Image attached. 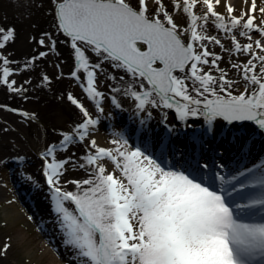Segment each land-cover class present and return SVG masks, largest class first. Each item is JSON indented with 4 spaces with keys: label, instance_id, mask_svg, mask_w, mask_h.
I'll return each mask as SVG.
<instances>
[{
    "label": "snow or ice",
    "instance_id": "obj_1",
    "mask_svg": "<svg viewBox=\"0 0 264 264\" xmlns=\"http://www.w3.org/2000/svg\"><path fill=\"white\" fill-rule=\"evenodd\" d=\"M201 2L207 9L203 16L195 12ZM54 3L58 30L70 39L73 49V78L79 81L78 73L85 74L81 87L100 112L103 93L97 90L96 76L108 62L131 77L123 94L134 99L140 111L160 106L174 110L182 121L203 115L210 125L222 118L229 123L249 121L264 130V54L257 53V49L264 53V43L257 39L242 45L231 35L233 48L228 50L251 56L244 64H232L245 82L244 91L233 95L238 81L228 79L218 64L221 57L209 51L204 42H214L222 49L224 45L216 36L207 35L203 27L210 14L217 29L226 34L240 28L239 35L250 41L252 31L264 37V6L259 8V25L252 15L257 12L256 0H251L248 12L239 16L231 15L235 10L227 6L228 22L216 11L220 0H174L172 11L180 10L189 18L184 28L174 22L164 0ZM13 39L14 30L0 28V49ZM39 42L44 44L43 39ZM51 47L55 48V41ZM86 50L98 60L91 62ZM10 63L0 55V83L12 88L15 81L8 79L13 74ZM69 99L85 119L71 133H62L59 145L48 147L44 158L50 162L45 164L44 175L65 243L77 250L81 264H253L257 259L264 264V192L250 204L235 206H260L262 218L258 222H243L228 203L236 190L233 182H239L241 189L249 187L240 179L246 177L244 171L229 180L217 173L209 182L183 171L166 170L126 139H113L114 147L107 148L91 139L89 151L82 157L84 163L79 165L87 169L88 178L69 181L75 190H66L60 180L71 158L57 160L56 152L85 141L90 128L98 124L82 104L71 95ZM113 103L119 107L115 97ZM22 115L31 118L27 113ZM105 160L112 165L111 171ZM216 179L219 189L213 186ZM228 184L231 189L223 187ZM255 185L264 188V174L257 177Z\"/></svg>",
    "mask_w": 264,
    "mask_h": 264
},
{
    "label": "rangeland",
    "instance_id": "obj_2",
    "mask_svg": "<svg viewBox=\"0 0 264 264\" xmlns=\"http://www.w3.org/2000/svg\"><path fill=\"white\" fill-rule=\"evenodd\" d=\"M131 2L134 4L135 0ZM164 3L170 11L171 4L167 0ZM53 13L54 5L49 4L48 0H0V28L14 30V39L6 42L5 47L0 49V55L12 62L8 67L13 74L8 79L9 82L15 81L12 88L0 83V264H81L82 260L77 250L65 243L66 237L57 213L52 212L54 219L47 228L28 205L30 197L37 198L38 193L46 194L42 200L43 210L52 211L51 190L42 176V170L46 171L45 164L50 162V158L46 161L44 153L49 146L61 143L62 133H71L85 119L69 95L82 104L90 115L95 116L98 111L94 109L95 102L81 87L85 74L82 71L78 73L79 81L73 78L75 60L70 39L58 30ZM174 22L180 28L186 24L184 19L181 23L176 19ZM208 23H211L209 32L221 33L214 21ZM42 39L43 45L39 42ZM52 41H55V48L51 47ZM240 43L246 44L248 41L244 39ZM232 48L233 43H227L224 49L216 44L208 49L221 57L218 64L228 73V79L239 82L232 88V94L239 95L244 91L245 82L232 64H244L251 56L247 52L228 50ZM257 53L264 54L258 49ZM86 55L91 62L98 60L90 50H86ZM204 67L207 71L208 67ZM102 68V72H97L96 87L103 93L100 103L104 112H111V107L116 105L113 97L119 107L144 115L162 118L169 110L160 106L138 110L136 101L123 94L131 77L108 62ZM213 74L219 76L220 73L213 69ZM113 76L117 79H111ZM121 76L124 77L123 81L119 79ZM113 88L121 91L115 92ZM22 113H27L31 118H26ZM169 115V119L173 120L175 115ZM90 140L88 137L83 142L76 141L66 151L56 152L57 160L71 158L60 180L68 191L75 190V185L69 181L88 178L87 169L79 165L84 163L82 157L89 151ZM13 158L20 159V164H16V160L10 163ZM19 180L23 183L20 184ZM25 199L27 203L23 201ZM66 206L74 207L71 204Z\"/></svg>",
    "mask_w": 264,
    "mask_h": 264
},
{
    "label": "bare ground",
    "instance_id": "obj_3",
    "mask_svg": "<svg viewBox=\"0 0 264 264\" xmlns=\"http://www.w3.org/2000/svg\"><path fill=\"white\" fill-rule=\"evenodd\" d=\"M50 1L48 0V3L54 5V13H55V6L56 5L54 3V0H52V3ZM167 1L171 5L174 2V0H167ZM213 2L215 3V0H213ZM256 4H257V12L252 14V15L256 16L255 23L257 25H259L260 24V18H261V14L259 13V8L264 6V0H256ZM227 6H231L235 10L231 15L239 16L242 12H248V10L250 9V6H251V0H248L247 3H245V0H220L219 5H216V11L219 14L225 16V22H228V19H229V14L227 13V10H226ZM170 11L172 12L173 17H174V19H176L177 22L181 23L180 21L182 19H184V22L186 23L184 27L187 26V24L189 23V18L187 17V14L182 13V11H180V10L172 11V7H171ZM195 12L197 15H200V16L205 15L207 13L206 6H204L202 2L198 3L197 7L195 9ZM245 19H247V16L245 17ZM208 21H215V18L211 17V15L209 14ZM242 23H243V21H242ZM208 26H211L208 22H207V24L203 25L204 31L206 32V34L209 36H216L217 38H219L221 40V43L223 45L227 44V42L232 43L231 35H236V37H238V35H239L236 30H234L230 34L224 33L223 30L221 31V33H210V32H208V30H209ZM251 34L255 35L256 37L254 39H252L251 41L248 40L249 43L254 42L257 39H260L261 42L264 43V37H261L259 35V33H257L256 31H252ZM204 43L208 46V48L212 44H215L214 42L209 43L207 41H205ZM32 47H33V45H32ZM242 88H243V86H242ZM94 109H97V108H94ZM116 110H119V107H116ZM97 113L98 114H96L95 116L91 115L94 119L98 120V124L95 127L90 128L89 138L95 139L99 146L106 147V148L107 147H114V145L111 143V141L113 139L123 138V139L127 140L126 137H127V131L128 130L125 127V125H129L135 132H137V140H134L135 146L139 147L142 151L145 152V154L150 155L156 161L158 159V162L161 163L162 165L164 164L165 166L170 167V168H171V161L172 160H174L175 162H176V160L179 161V159H177L178 157L176 154L178 152L180 154H182L180 151L182 149V144L185 145L186 147H188V149H190L192 146H196V145L201 143V138H203V137H199L200 135L204 136L206 139L211 140V143L219 144V142H221V140L219 139L220 138L219 135H214L211 131H209V130L218 131V133H219V132H221V130H215V128H217V127L210 126V125L207 126L208 128H206L204 126L198 127L196 132H193L190 127L189 128L188 127H185V128L180 127L179 130L170 129V130H167L168 138L164 139V138H162L163 135L158 134L155 130L154 131H150V130L149 131H145V130L142 131L141 130V127L145 125V122H144V119L142 116L139 117L137 115L131 116V115L126 114L125 116H122L121 119L118 118L119 119L118 120V119H116L117 117L113 113V110H112V112H109V113L100 112L98 110ZM127 116H128V120H129L128 122L126 119ZM104 119H108V120L104 121ZM131 121H136L137 125ZM102 123H106V129L101 126ZM209 127H212L214 129H211ZM150 128L153 129V127H150ZM220 128L221 127L217 128V129H220ZM239 130L244 132V133H241ZM256 132L257 131L254 128H241V127H239L238 130L228 129V131L221 133L222 136H224L228 140H235L236 142L242 141V139L244 138L247 142L246 144H248L249 146H250L249 142L252 144H255L254 149L257 150L258 153L253 154L254 152H252V156L249 158V160L247 162V166H248L247 169H245V167H247V166L241 167L240 165H236L234 159L230 160L231 161L230 164L228 163L229 161H227V160H226L227 162L223 161L225 164V167H223L224 170L223 169L220 170L217 168L216 165H214L216 167L212 171V174L210 175V179H213L216 177V174H215L216 170H218L220 175L225 176L226 180H229V179H231V177L233 175H238L240 171H244L246 173V172H248L249 169L252 170L256 166L259 168V174L257 172L252 174V175L246 174V177L240 178L242 180H245L249 184V187L253 186L255 184L257 177L260 176L261 174H264V140H263L264 137H261L264 135L261 134V136L256 137V135H254V134H257ZM143 134H144V136H143ZM197 134H199V135H197ZM177 135L179 136L177 138V142L175 144H173L172 150H168L167 145L172 144V142L170 140H173ZM234 137H235V139H234ZM136 141H138L139 143ZM144 141L147 143L148 149L146 147H143L142 144L144 143ZM127 142H128V140H127ZM178 143H179V146H178ZM258 146H259V148H257ZM133 148H135V147H133ZM151 148H156L157 151H159L161 149L163 151V154H166V158L168 159L169 162L166 160L162 161L158 156H157V158H155V156L151 155L150 153L152 151L149 150ZM171 154H175L173 156V158H171ZM216 159H217V157H216ZM103 163L106 165V167H108L109 171L112 170V165L108 161L105 160V161H103ZM217 164L222 165V163H220V162H217ZM227 167L229 169H227ZM180 170L182 171V169H180ZM232 171H233V173H231ZM227 175H230V176L227 177ZM198 176H199V174H198ZM16 181H18V180H16ZM19 183L22 184L23 183L22 180H19ZM230 185L231 184L224 185L223 187L231 189ZM213 186L216 187L217 189H219V187L221 185H220V182L218 179L215 180V183L213 184ZM257 186L260 187L259 185H256L255 187L252 188V190H250L246 194V195H248V197H251V198H249L246 202H242L240 199H242V192H243L244 188L241 189L239 182L236 183L235 194H236V197L238 200H236L235 204L232 206L234 207V215L239 217V219H240V217H242V215L246 216L247 213H249L251 215V220H247V222H258L262 218L261 217L262 209H260V210L258 209L260 206H255V207H251V208H240V209L235 208V206L238 204H240V205L250 204L251 201L253 199H255L261 192H264V188L260 187V189H257ZM48 193H49V191H48ZM37 196H38L37 198L30 197L32 204H31V202H28V205H30L29 206L30 209H32V211H34V213L38 217L39 221L45 227L48 228V226H50L51 222H53V219H54L53 214H52V212H55L54 211V203L51 199L50 203L52 204V208H51L52 211L51 212L45 211V210H43V205H42L43 201L42 200L44 198H46L47 195L46 194L42 195L41 193H38ZM46 238H49V237H47V235H46ZM253 264H261V261L257 259L255 261H253Z\"/></svg>",
    "mask_w": 264,
    "mask_h": 264
},
{
    "label": "water",
    "instance_id": "obj_4",
    "mask_svg": "<svg viewBox=\"0 0 264 264\" xmlns=\"http://www.w3.org/2000/svg\"><path fill=\"white\" fill-rule=\"evenodd\" d=\"M56 9V8H55ZM56 16V15H55ZM58 22V21H57ZM117 112H120L119 110H116ZM202 118H204V116L203 115H199L198 116V122H200L201 123V120L200 119H202ZM196 119V118H195ZM205 119V118H204ZM193 120V119H192ZM216 124L214 125V127H217V128H219V127H221L220 129H217V128H215V130H226V126H231V127H235V128H239V127H241V128H250L249 126H247L249 123H252V122H249V121H234V122H232V123H229V122H227V121H225V120H223L222 118H217L216 120ZM254 124V123H253ZM201 125V124H200ZM219 126V127H218ZM211 129H214V128H212L211 127ZM132 130V129H131ZM154 129H151L150 131H153ZM146 131H149V130H146ZM209 131H211V130H209ZM227 131V130H226ZM214 135H221V132H219L218 133V131H211ZM158 133V132H157ZM242 133H244V132H242ZM129 134H130V137H131V141H134L135 140V136L134 135H132L131 134V132H130V130H129ZM158 134H162L161 132L160 133H158ZM143 136H144V134H143ZM236 143H238V142H236ZM247 142H246V140L244 139V143H242V145H243V148L244 149H246V150H248V152H254L253 154H257L258 153V151L257 150H255L254 149V147H255V144H252V143H250L249 142V144H250V146L248 145V144H246ZM253 146V147H252ZM150 151H152L151 153L155 156V157H157V156H159V151H162L161 149L159 150V151H157L156 150V148L155 149H149ZM252 156V153H251V155L249 156V158ZM17 161L18 159L17 158H13V159H11L10 160V163H12V162H14V161ZM24 202H25V200H23Z\"/></svg>",
    "mask_w": 264,
    "mask_h": 264
}]
</instances>
